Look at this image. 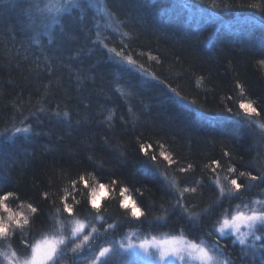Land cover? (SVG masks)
<instances>
[{"label":"trees","instance_id":"1","mask_svg":"<svg viewBox=\"0 0 264 264\" xmlns=\"http://www.w3.org/2000/svg\"><path fill=\"white\" fill-rule=\"evenodd\" d=\"M38 2L0 0V188L18 195L8 202L13 211L31 216L27 204L39 205L40 227L25 235L39 238L45 219L62 208L65 188L80 201L78 218L97 223L87 198L91 187L103 184L101 214L107 223H122L110 236L215 241L206 233L221 215L264 195V183L239 177L241 171L264 173V0H103L113 30L101 29L91 7L62 12L61 22L47 27L50 18L30 7ZM241 101L252 102L261 115L246 117ZM24 127L29 132L15 131ZM161 152L177 163L169 165ZM189 163L190 171H178ZM161 173L175 178L180 190L197 188L185 194L191 212L214 205L203 220L191 222L200 226L190 227L173 208L179 192ZM233 178L257 186L218 202L215 181L230 188ZM73 180L79 192H72ZM122 187L129 203L147 210L142 219L151 224L132 221L130 209L120 208ZM220 243L235 264H264V249L251 259L230 238Z\"/></svg>","mask_w":264,"mask_h":264},{"label":"snow or ice","instance_id":"2","mask_svg":"<svg viewBox=\"0 0 264 264\" xmlns=\"http://www.w3.org/2000/svg\"><path fill=\"white\" fill-rule=\"evenodd\" d=\"M213 6L215 7V4H213ZM30 7L38 12L44 19L49 18L45 16V13H48L50 15V23L46 26L51 27L52 24H59L61 22L60 19L57 18V15H51V13H70L73 8L80 9L81 12H84L87 8L97 7V3L96 0H63L62 3L50 2L45 4L44 0H39L38 3H33ZM253 7H256V5ZM101 44H103V41H101ZM104 47H107V45L104 44ZM125 47H127V45H125ZM108 51L115 53L118 57L121 56V52L113 48H109ZM123 59L127 64L135 65L131 56L123 57ZM259 63L264 66V60L259 61ZM152 79H156V77L153 76ZM159 82L164 84L163 80ZM165 87L167 86L165 85ZM237 87L239 88L240 85L238 84ZM170 91L177 97L183 99V97H180V93L175 89H170ZM193 103L195 102L193 101ZM239 107L243 110L246 117H259L261 111H264V109L258 111L257 107L254 106L252 102L241 101ZM228 111L231 112L232 110L228 109ZM68 115L67 112L64 113L66 119ZM106 119L111 120L112 116L109 115ZM249 123H251V121H249ZM260 128L264 130V124L260 125ZM29 130L28 127L15 129L16 132L24 133L29 132ZM161 147H163V145H161ZM140 151L143 152L145 156L148 155L144 144L140 145ZM224 155L230 156L231 154L225 152ZM160 156H162L169 165L177 163L170 154L161 152ZM150 160L155 169L157 156L152 155ZM192 167L193 165L189 163L187 168L181 166L178 168V171L185 173L190 171ZM227 171L235 173L236 169L229 167ZM161 175L164 176L165 181L170 184L172 189L179 192V195L175 197L176 203L173 205V208H179L181 210L182 218H187L186 222L189 223L190 227L200 226L198 223L193 225L191 222L203 220L204 216H208L211 213L214 205L205 208L202 214L191 212L189 207L186 206L185 194H195L197 188L194 186H185L180 190L175 178L169 179V177L163 173H161ZM246 176L250 181L264 183V173L257 176L252 175L250 172H239L240 178ZM0 181H3L2 176H0ZM79 182L84 184L85 189H89V185L85 181L83 175L79 177ZM215 183L219 188L218 202H222L224 199L231 201L240 198L246 191H251L252 188L257 186L255 183L246 185L236 178L228 180V183L231 185L230 188L225 184H221L219 179H217ZM77 184L78 182L76 180L72 181V192L80 191ZM112 184L116 185L117 182L113 180ZM104 188L105 185L100 184L99 188L91 187L88 193L87 204L90 205L92 209L96 210L97 215L93 219L97 223L88 221L86 218H78L77 205H79L80 201L76 200L75 196L65 188V194L60 197L62 208L56 206L54 217L46 218L44 221V224L48 225V227L41 231L39 238L33 237L32 239H29L28 236L25 235V232L27 231L28 235H31L40 227L36 223L41 215L39 205L33 206L32 203L27 204V208L32 214L31 216L25 215L19 211H13L8 202L14 197L18 199V195L11 191L5 192L0 188V213L3 214L0 215V258H2L0 264H61V261H67L68 264H81V253L90 257L88 264H111V255L120 257L119 264H137L136 257H138L140 253H143L145 256L153 255V253L149 251L150 248L156 250V253H158L156 258L161 262L168 256L181 258L184 253H187L188 256L191 257L193 253H196L198 254L197 258L202 261V264H235V260L230 257L223 262H219L216 259L217 255H227L220 243L226 229L232 230L234 233L233 243H238V245L241 246V251L245 256L248 254V251H251L252 255H255L257 251V246L255 244L249 248L246 237H251L253 241H260L261 244L259 248L264 249V207H253L250 208L248 212L237 210L235 214L231 215L230 219L227 218L226 215H221L220 219L216 221L219 227L214 225L206 233L209 238L216 236L215 241L211 239L205 241L203 238H200V243H194L190 240L182 239L180 244L177 245V238L175 236H172L171 239L160 241L156 240L155 236H153L151 240L145 238L137 243H133L131 240L127 242L124 240L117 241L114 237L112 239H106L111 232L121 227L122 223H107V217L101 214L97 201L100 192ZM126 191V188H120L121 196L123 197L120 200V208L125 210L130 209L129 214L132 221L141 224L145 222L151 224V221L142 219L145 217V212L147 210L142 209L135 201L129 203V198L124 195ZM43 195L45 198L49 196L47 192ZM256 203L261 202L256 201ZM229 211H231V209L225 210L226 213ZM64 213H66L67 216H64ZM49 219H51L50 224ZM156 219H163L165 224L167 223L165 217H157ZM129 222L128 220L123 221V223ZM163 226L164 225H160V227ZM241 226L247 229V231H241ZM57 228L60 229L59 235L50 236L47 234L49 231L54 232ZM182 231L186 232L187 230L182 229ZM18 234L19 242L16 243Z\"/></svg>","mask_w":264,"mask_h":264},{"label":"rangeland","instance_id":"3","mask_svg":"<svg viewBox=\"0 0 264 264\" xmlns=\"http://www.w3.org/2000/svg\"><path fill=\"white\" fill-rule=\"evenodd\" d=\"M50 2L51 3H62L63 0H44L45 4L50 3ZM96 3H97V7H91V8L96 12V14L99 18L101 29L102 30H113L112 25H111L110 21L108 20V15L105 12L103 0H96ZM60 14H57L55 12L51 13V15H57V16ZM46 15L50 18V15L48 13H46ZM256 201H260L261 203H256ZM253 207H255V208L264 207V195L259 199H254L252 201L245 202V203L243 202L242 204H239L238 206H236L234 208V210L231 213H229L227 215V218L230 219L231 215L235 214V211H237V210L248 212L249 209L253 208ZM216 227H219V225H217ZM241 231H247V229H245V228H243V226H241ZM59 234H60V229L55 231V232L49 233L48 235L51 236V235H59ZM110 234L106 239H112L113 238L112 236H110ZM152 237L153 236H143V235H138L137 233L130 232V233H127L126 235H124L122 237H119V238L114 237V238L117 241L124 240L125 242H127L128 240H131L133 243H137L140 240L145 239V238L151 240ZM171 237L172 236H166V235L155 236L156 240H158V241L165 240V239H171ZM175 237L177 238L176 239L177 245L180 244V241L182 239H186L185 237L179 236V235H176ZM222 238H230L231 244H234L233 243L234 233L232 232L231 229H226ZM187 240H189V239H187ZM246 240L248 241L249 248H251V246L253 244H255L257 246V251H256L255 255H252L251 251H248V254L246 256H248L251 259L257 258L259 256L260 252L262 251V249L259 248V245L261 244V242L260 241H253L251 237H246ZM191 242H193V241H191ZM194 243H200V242H194ZM235 245H237L238 248L241 250V246H239L238 243H236ZM149 251L151 253H153V255L152 256H145L143 253H140L139 256L136 257L137 264H202V261H200L197 258L198 254H196V253H193V255L191 257L188 256L187 253H184L181 258L168 256L165 258L164 261L161 262L156 258L158 256V253H156L155 249L150 248ZM89 259H90L89 256H85V257L81 258V264H88ZM119 259H120L119 256L111 255V264H119ZM216 259L219 262H223L227 259V255L226 256L225 255H217ZM0 261H2V258H0ZM61 264H64V261H61Z\"/></svg>","mask_w":264,"mask_h":264}]
</instances>
